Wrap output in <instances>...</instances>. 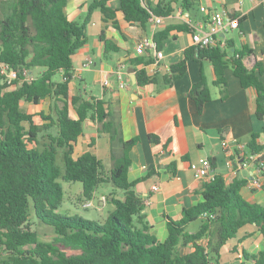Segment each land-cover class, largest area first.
I'll list each match as a JSON object with an SVG mask.
<instances>
[{"label": "trees", "instance_id": "16d2710c", "mask_svg": "<svg viewBox=\"0 0 264 264\" xmlns=\"http://www.w3.org/2000/svg\"><path fill=\"white\" fill-rule=\"evenodd\" d=\"M67 1L12 0L0 20V63L16 72L10 83L0 75V264H220L221 248L248 224L262 235L263 245L254 254L243 251L242 255L252 264H264V205L244 198L246 179L226 183L221 175H215L203 181V200L183 208L179 219H167L166 238L158 240L150 234L143 220L144 201L133 189L136 182L128 180L129 151L138 137L120 139L105 100L71 92L73 55L88 41L86 24L94 10L111 20L114 28L119 14L122 20L144 29L151 14L166 17L173 11V2L186 10L193 2L159 0L151 5L148 0H117L118 6L113 7L112 0H92L83 21L77 22L65 13ZM182 30L192 32L185 24L156 32V49L173 31ZM103 41L105 54L119 49L112 40ZM231 47L230 40L205 47L193 44L163 74L136 69L135 82L171 85L184 75L189 60L207 58L215 75L212 84L219 88L221 98L226 97L225 69L230 67L242 88L255 90L254 114L264 120L262 63L257 60L247 68L243 58L252 49ZM152 61V56L143 54L128 63L136 66ZM24 70L30 72V80L25 79ZM200 76L187 94L197 114H202L211 100L210 86L204 74ZM44 99L53 103L37 114L21 106L22 102L38 104ZM86 119L97 122L100 132L109 133L111 142L119 140L121 144V153L113 158L108 174L92 150L74 154ZM258 137L252 133L244 150V155H257L255 164L264 155V143H259ZM149 139L159 141L155 135ZM59 180L80 182L82 203L106 182L122 191V197L107 196L113 208L102 222L63 215L58 213L64 195ZM31 212L39 225L52 228L51 240L39 239ZM194 221L199 222L198 228L189 231Z\"/></svg>", "mask_w": 264, "mask_h": 264}, {"label": "crops", "instance_id": "0c3cea01", "mask_svg": "<svg viewBox=\"0 0 264 264\" xmlns=\"http://www.w3.org/2000/svg\"><path fill=\"white\" fill-rule=\"evenodd\" d=\"M91 1L68 0L66 15L71 20L82 22ZM148 1L154 5L159 0ZM191 1L193 5L189 10L173 2V11L163 17L162 23L155 28L148 22L143 29L135 22L122 20L119 14L114 18L117 23V28H114L111 20H105L99 10H94L86 24L88 41L73 55L72 72L77 71L79 77L71 80V92L105 100L120 139L138 137L129 151L128 180L136 182L133 189L145 204L143 220L149 227L148 232L158 240H164L168 234V218L179 219L183 208L203 200L201 186L207 180L194 178L192 164L208 158L214 174L221 175L226 183L234 178L246 179L247 182L255 172V161L250 154L244 155V151L237 150L235 146L245 145L252 133H257L258 142L264 143V120L254 114L256 92L250 87L242 88L230 67L225 69L226 97L223 99L219 88L212 84L215 75L207 58L189 60L184 75L171 85H163L161 81L136 84V69H141L143 65L132 66L128 60L138 56L134 51L137 40L143 35L153 38L158 31L185 24L177 12L179 8L183 9V17L188 16L192 24L200 23L203 28L206 27L208 14L215 10H223L231 17L238 18V28L227 31L217 40L222 44L230 40L233 45L230 50L243 45L252 49L243 58V63L247 68H252L259 60L263 66L264 81V0ZM11 3L12 0H0V20L7 15ZM111 4L113 7L118 6L117 0H112ZM103 39L112 40L119 49L105 54ZM192 45L191 32L173 31L160 42L158 50L163 53L161 64L170 66L178 62L183 58L184 51ZM146 54L153 57L150 52ZM86 58L93 60L92 65L79 69ZM120 62H124L126 68V74L121 78L124 87H120L116 74ZM167 71L162 67L159 73ZM201 73L210 86L211 100L204 112L197 114L187 94L192 84L200 79ZM41 102L31 104L34 108L26 111L37 114L36 107ZM35 118L39 120L37 116ZM98 126L93 120H84L82 134L74 145V154L92 150L108 174L113 158L121 153V144L119 140L111 142L109 133L100 132ZM149 135L158 136L159 141L151 142ZM228 159L231 160L230 166L227 165ZM261 179V188L250 190L245 184L242 194L247 201L264 205V173ZM103 184L96 188L93 198L100 195L109 198L111 193L115 198L122 197V191L115 189L112 184L108 192L102 190ZM154 184L158 185L157 190L151 189ZM262 245L263 237L254 225H245L236 238L230 239L221 248L220 264H252L242 252L254 254Z\"/></svg>", "mask_w": 264, "mask_h": 264}, {"label": "built area", "instance_id": "2783aa9c", "mask_svg": "<svg viewBox=\"0 0 264 264\" xmlns=\"http://www.w3.org/2000/svg\"><path fill=\"white\" fill-rule=\"evenodd\" d=\"M180 17H182L183 22L192 28L191 38L194 45H198L200 47H205L208 45L214 44L218 41V37L227 31L238 28V18L231 17L227 12L223 10H215L208 14L206 27L203 28L202 24H192L191 19L187 17H183V9L179 8L177 10ZM163 16L151 14L148 22L152 24L153 28L160 25L162 23ZM134 51L137 55H143L146 53H152L153 61L148 64H142V68L148 74L159 73L162 70V67L166 70H169V65L161 64V59L163 58L162 51L156 49V44L152 37L143 35L141 36L134 47ZM93 63L91 58H86L85 61L82 62L79 69L89 68ZM141 68V69H142ZM26 80L31 79L30 72L27 70L23 71ZM116 74L118 79L120 80V87H124L125 83L121 80L122 75L126 74V68L124 62H120L117 66ZM0 75L4 76L5 80L10 83L15 77L16 72L9 68L7 64L0 63ZM79 77V73L77 71H73L71 75V80ZM107 83V82H105ZM236 149L239 151H244L246 146L244 144H236ZM263 156V155H262ZM254 158V161L257 158V155H251ZM227 165H231V160H227ZM192 173L194 178L196 179H206L212 180L215 176L213 170L211 169V165L208 158H204L198 164H192ZM264 171V157L260 156L257 164H255V172L252 174L251 178L247 180L246 187L250 190L259 189L262 187V173ZM152 190H157L158 185L154 184L151 187ZM107 203V196L100 195L96 200L87 199L82 203V207L89 208L95 207L96 209H101Z\"/></svg>", "mask_w": 264, "mask_h": 264}, {"label": "rangeland", "instance_id": "374dc122", "mask_svg": "<svg viewBox=\"0 0 264 264\" xmlns=\"http://www.w3.org/2000/svg\"><path fill=\"white\" fill-rule=\"evenodd\" d=\"M92 89H93V86H92ZM52 103H53V100L42 101L41 104L36 107V112L39 113L41 110L43 111V110L48 109L49 104H52ZM22 105L25 110H32V108H34L31 104L28 105L26 103H23ZM37 119H40L39 116H37ZM59 181L63 187L64 195H63L62 204L58 209V213L63 214V215H78V216L84 217L89 220H95V221L102 222L105 220L108 214V211H110V209L113 208L111 203H108V204L106 203L99 210L96 209L95 207L84 208L82 207L83 197L80 192L82 190V184L77 181L75 182H65L62 180H59ZM111 186H112L111 183H105L101 186V188L102 190L108 192ZM96 199L93 198V200H96ZM30 218L36 222L35 227L38 231L39 239L44 240V241L51 240L54 235L52 228L42 223H40L39 225V221L35 218L32 212L30 213ZM198 225H199V222L194 221L188 226L187 229L189 231H195L197 230Z\"/></svg>", "mask_w": 264, "mask_h": 264}, {"label": "water", "instance_id": "95a60500", "mask_svg": "<svg viewBox=\"0 0 264 264\" xmlns=\"http://www.w3.org/2000/svg\"><path fill=\"white\" fill-rule=\"evenodd\" d=\"M129 71H131V72H133V69L132 68H129ZM262 158L264 157V155L263 156H261Z\"/></svg>", "mask_w": 264, "mask_h": 264}]
</instances>
